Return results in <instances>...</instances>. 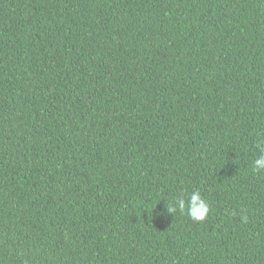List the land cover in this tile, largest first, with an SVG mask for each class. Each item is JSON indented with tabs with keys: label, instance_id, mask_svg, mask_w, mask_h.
I'll return each mask as SVG.
<instances>
[{
	"label": "trees",
	"instance_id": "16d2710c",
	"mask_svg": "<svg viewBox=\"0 0 264 264\" xmlns=\"http://www.w3.org/2000/svg\"><path fill=\"white\" fill-rule=\"evenodd\" d=\"M262 138L264 0H0V264H264Z\"/></svg>",
	"mask_w": 264,
	"mask_h": 264
},
{
	"label": "clouds",
	"instance_id": "9594fccd",
	"mask_svg": "<svg viewBox=\"0 0 264 264\" xmlns=\"http://www.w3.org/2000/svg\"><path fill=\"white\" fill-rule=\"evenodd\" d=\"M259 156L253 161L254 171H264V138L258 141ZM166 213L173 214L174 212H186L187 215L194 221L203 222L209 213L207 201L202 197L199 191H193L187 197L180 196L175 198L171 204L165 206ZM244 222H247V217H242Z\"/></svg>",
	"mask_w": 264,
	"mask_h": 264
}]
</instances>
